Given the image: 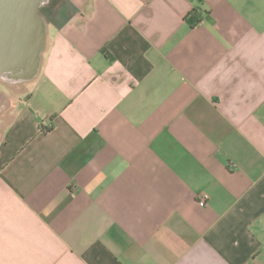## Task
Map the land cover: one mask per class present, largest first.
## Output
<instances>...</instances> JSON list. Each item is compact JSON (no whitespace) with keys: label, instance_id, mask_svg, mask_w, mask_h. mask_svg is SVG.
<instances>
[{"label":"crops","instance_id":"0c3cea01","mask_svg":"<svg viewBox=\"0 0 264 264\" xmlns=\"http://www.w3.org/2000/svg\"><path fill=\"white\" fill-rule=\"evenodd\" d=\"M57 10L0 105V264H264V0Z\"/></svg>","mask_w":264,"mask_h":264},{"label":"water","instance_id":"95a60500","mask_svg":"<svg viewBox=\"0 0 264 264\" xmlns=\"http://www.w3.org/2000/svg\"><path fill=\"white\" fill-rule=\"evenodd\" d=\"M50 0H0V81L21 84L40 73L48 23L42 15Z\"/></svg>","mask_w":264,"mask_h":264},{"label":"rangeland","instance_id":"374dc122","mask_svg":"<svg viewBox=\"0 0 264 264\" xmlns=\"http://www.w3.org/2000/svg\"><path fill=\"white\" fill-rule=\"evenodd\" d=\"M64 0H50V3L43 6L41 12L42 15L47 19L53 18V16L58 11L59 4L62 3ZM31 89L30 82L28 83H21V84H12L4 81H0V105L5 104L7 107L8 102L11 101L12 104L15 106L17 102L22 96L28 93ZM9 107V106H8ZM2 128V126L0 127Z\"/></svg>","mask_w":264,"mask_h":264},{"label":"trees","instance_id":"16d2710c","mask_svg":"<svg viewBox=\"0 0 264 264\" xmlns=\"http://www.w3.org/2000/svg\"><path fill=\"white\" fill-rule=\"evenodd\" d=\"M190 21L194 25V24L199 23L200 19L198 17H195L194 14H193V16L191 17V20Z\"/></svg>","mask_w":264,"mask_h":264},{"label":"built area","instance_id":"2783aa9c","mask_svg":"<svg viewBox=\"0 0 264 264\" xmlns=\"http://www.w3.org/2000/svg\"><path fill=\"white\" fill-rule=\"evenodd\" d=\"M199 204H200L201 206H204V205H205V202H204V201H201Z\"/></svg>","mask_w":264,"mask_h":264},{"label":"flooded vegetation","instance_id":"af4514ba","mask_svg":"<svg viewBox=\"0 0 264 264\" xmlns=\"http://www.w3.org/2000/svg\"><path fill=\"white\" fill-rule=\"evenodd\" d=\"M0 110H1V107H0Z\"/></svg>","mask_w":264,"mask_h":264}]
</instances>
